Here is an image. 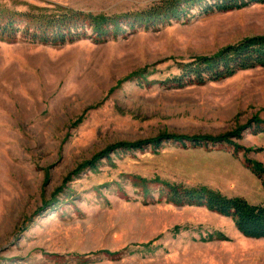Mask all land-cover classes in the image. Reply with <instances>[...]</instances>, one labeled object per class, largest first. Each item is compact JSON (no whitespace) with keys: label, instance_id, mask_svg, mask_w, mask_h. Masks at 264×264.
Wrapping results in <instances>:
<instances>
[{"label":"rangeland","instance_id":"1","mask_svg":"<svg viewBox=\"0 0 264 264\" xmlns=\"http://www.w3.org/2000/svg\"><path fill=\"white\" fill-rule=\"evenodd\" d=\"M159 1L0 0V21L15 15L21 27L0 34V264H264V238L162 192L166 182L204 185L264 202L247 166L264 164V132H254L264 67L166 83L199 56L264 36V4L194 8L108 36L87 27L57 44L25 37L19 16H124ZM228 133L231 142L193 139Z\"/></svg>","mask_w":264,"mask_h":264},{"label":"trees","instance_id":"2","mask_svg":"<svg viewBox=\"0 0 264 264\" xmlns=\"http://www.w3.org/2000/svg\"><path fill=\"white\" fill-rule=\"evenodd\" d=\"M253 4H264V0H161L124 16L95 15L72 9H63L60 12H39L38 14L25 12L20 13L19 16L29 20V25L23 29L25 37L57 44L77 40L86 34L84 29L87 27L92 29L97 36H108L113 32H119L122 23H128L131 27L137 23L153 26L161 21L185 17L194 8H197L200 13L207 14L240 10ZM15 17V15L10 16L9 20L0 21L1 35L9 38L20 32L21 27ZM180 67L181 72L166 83L173 82L179 86L202 85L211 81L223 80L240 70L264 67V36L247 37L223 47L213 55L199 56ZM260 124L264 122L255 125L254 132L257 130L264 132V127H260ZM234 134L228 133L221 137L197 136L193 139L196 142L203 139L213 142H231L230 137L235 136ZM179 137L184 138L185 136ZM247 163L250 170L261 181L264 189V164L254 160H248ZM162 188V192L173 203L206 207L210 211L231 218L244 236L264 238V202L250 203L242 196H228L204 185L188 188L166 182Z\"/></svg>","mask_w":264,"mask_h":264}]
</instances>
